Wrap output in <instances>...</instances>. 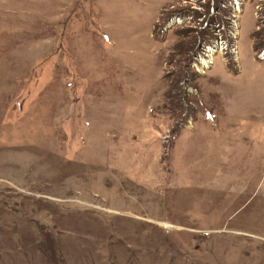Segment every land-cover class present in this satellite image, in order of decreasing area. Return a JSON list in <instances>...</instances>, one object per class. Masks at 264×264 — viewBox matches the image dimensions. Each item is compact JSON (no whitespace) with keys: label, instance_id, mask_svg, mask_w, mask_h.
Here are the masks:
<instances>
[{"label":"rangeland","instance_id":"obj_1","mask_svg":"<svg viewBox=\"0 0 264 264\" xmlns=\"http://www.w3.org/2000/svg\"><path fill=\"white\" fill-rule=\"evenodd\" d=\"M0 264H264V0H0Z\"/></svg>","mask_w":264,"mask_h":264}]
</instances>
